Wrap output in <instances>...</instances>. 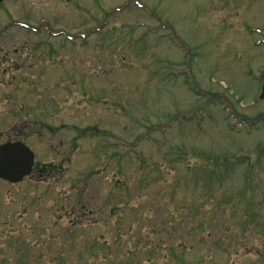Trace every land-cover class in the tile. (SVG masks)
Listing matches in <instances>:
<instances>
[{
  "label": "rangeland",
  "instance_id": "rangeland-1",
  "mask_svg": "<svg viewBox=\"0 0 264 264\" xmlns=\"http://www.w3.org/2000/svg\"><path fill=\"white\" fill-rule=\"evenodd\" d=\"M41 19L75 38L1 30L0 117L65 122V240L26 180L1 198L48 227L0 264H264V121L232 114L264 112V0H0V29Z\"/></svg>",
  "mask_w": 264,
  "mask_h": 264
},
{
  "label": "flooded vegetation",
  "instance_id": "flooded-vegetation-1",
  "mask_svg": "<svg viewBox=\"0 0 264 264\" xmlns=\"http://www.w3.org/2000/svg\"><path fill=\"white\" fill-rule=\"evenodd\" d=\"M10 70L12 69L5 68V74H12L14 76L7 78V80L8 82H16V76L18 75L15 71L16 69L14 68L12 72ZM260 84L257 104L264 102V98L261 97L264 86V72ZM21 110L22 106L18 110L15 105V109H13L11 114L6 115L8 113L6 112L0 117V147L7 143H19L21 146L29 147L34 154V160L31 173L20 180H11L0 176V244L5 245L17 239L20 240L19 236H27L29 231L34 232V226L38 229L48 227L45 219L48 218L51 210L46 211L40 207L38 215L34 217L36 223L29 224L25 222L24 224L27 226L24 227L27 229L23 230L19 225L21 220L28 215V212L21 210V200L17 199L18 197H12L10 201H4L1 198V190L11 191L16 185L29 179L35 183L56 188V190H53L55 191V200L49 206L50 209L53 207L50 215L55 217L61 211V221H63L61 224V234H63L65 240V196L64 189L61 190L59 187V183H65V122H60L61 120L53 121L54 125L52 126L48 124V121L44 120L47 119L46 116L48 114L43 113L39 117V114H32V112L36 114V111L33 109L32 111L27 110L28 113L26 114H23V112L21 114ZM261 114H264V112L260 111L257 115ZM59 192L61 193L59 194ZM31 205V203L25 204L24 207L30 208ZM39 223L42 225H39ZM52 225L57 228L55 233H58L59 220L56 219L52 222ZM9 228L12 230H9ZM7 233L11 235L10 239L3 243L1 240L5 238ZM2 252H5V250ZM0 259L5 260L6 258Z\"/></svg>",
  "mask_w": 264,
  "mask_h": 264
},
{
  "label": "water",
  "instance_id": "water-1",
  "mask_svg": "<svg viewBox=\"0 0 264 264\" xmlns=\"http://www.w3.org/2000/svg\"><path fill=\"white\" fill-rule=\"evenodd\" d=\"M264 96V90L263 94ZM34 154L19 143H7L0 147V175L11 180H20L31 172Z\"/></svg>",
  "mask_w": 264,
  "mask_h": 264
},
{
  "label": "trees",
  "instance_id": "trees-1",
  "mask_svg": "<svg viewBox=\"0 0 264 264\" xmlns=\"http://www.w3.org/2000/svg\"><path fill=\"white\" fill-rule=\"evenodd\" d=\"M216 161H219V159L217 158ZM144 178H145V180H148V178H146V176Z\"/></svg>",
  "mask_w": 264,
  "mask_h": 264
}]
</instances>
